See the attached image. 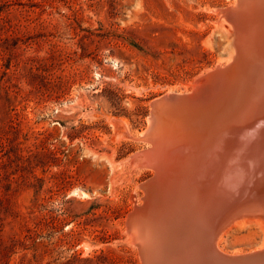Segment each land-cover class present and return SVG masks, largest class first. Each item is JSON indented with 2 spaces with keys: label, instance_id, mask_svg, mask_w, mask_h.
<instances>
[{
  "label": "rangeland",
  "instance_id": "obj_1",
  "mask_svg": "<svg viewBox=\"0 0 264 264\" xmlns=\"http://www.w3.org/2000/svg\"><path fill=\"white\" fill-rule=\"evenodd\" d=\"M235 3L0 0V264H144L128 220L154 177L137 160L151 104L228 57ZM263 234L221 245L250 254Z\"/></svg>",
  "mask_w": 264,
  "mask_h": 264
},
{
  "label": "bare ground",
  "instance_id": "obj_2",
  "mask_svg": "<svg viewBox=\"0 0 264 264\" xmlns=\"http://www.w3.org/2000/svg\"><path fill=\"white\" fill-rule=\"evenodd\" d=\"M246 2L247 7L252 9L246 8L236 22L235 19L229 21V18L239 0L226 13L222 11L228 23V57H221L217 68L222 67L223 62L226 63L223 68L234 64L238 54H243L240 51L243 49L248 58L245 67L249 70H243L244 74L241 72L236 79L228 77L226 87L223 85L216 94L215 90L210 92L213 101L202 105L199 110H193L194 129L196 131L197 125L200 136L194 137L189 133L183 136L181 118L172 124L161 123L158 118L154 133L151 132L154 120L150 118L148 129L141 134L150 142V147L137 156L140 165L149 168L154 176L158 170L165 168L168 173L175 172L173 177L171 175V182L163 185L157 182L150 188L148 192L153 197L147 196L144 205L136 208L129 217L137 223V214L143 207L146 208L143 212L146 221L141 220L136 224L139 228L128 231L133 244L139 246L144 264H165L163 257L173 254L178 246H182L186 253L181 259L174 255L171 259L173 262L185 260L189 263L191 253L200 252L202 247L199 245L208 247L214 222L215 225L221 222L216 237H212L215 250L233 258L245 255L230 253L221 245L231 227L255 222L262 226L264 233V0L256 4H252L253 0ZM253 65L255 68L252 69ZM200 79L193 84L192 92L201 87ZM170 134H177L176 138L171 140ZM172 156H177V163L174 161L170 165L167 160ZM190 185L196 187V196L183 197L187 191H192ZM153 215L158 216L157 222V216L153 218ZM177 215L181 216L176 218ZM198 215L206 217L203 223V218ZM174 234L176 244L173 248L174 243L170 246L167 242ZM180 234L184 240L179 239ZM164 238H167L166 241ZM195 241L198 248L191 251L187 245ZM162 246L170 250L164 253ZM263 251L264 240L260 247L246 255Z\"/></svg>",
  "mask_w": 264,
  "mask_h": 264
},
{
  "label": "water",
  "instance_id": "obj_3",
  "mask_svg": "<svg viewBox=\"0 0 264 264\" xmlns=\"http://www.w3.org/2000/svg\"><path fill=\"white\" fill-rule=\"evenodd\" d=\"M258 1L259 0H253L252 4H256V2H258ZM246 8L252 9L251 6L247 7L246 0H239L238 6L235 9H233L234 12L231 14L232 16H231V18H229V21L232 22L235 19V22H236L238 18H241L242 14L244 13ZM224 12L226 13L227 11L225 10ZM263 45H264V43H263ZM242 50L243 49H241L240 51L243 52V54H240V53L238 54V57H239L238 60L239 61L236 60V62L234 64H232L231 66L225 67V68H223V67L215 68L214 70H212L209 73H207L206 75H204L200 79L201 83H202L201 87H199L196 91H193L191 94H184V95H180V94H176V93L167 94V95L153 101L151 104V106H152L151 118L154 120V123L152 125L153 127L151 128V132H153L154 129H157V124L159 123L160 120H161V123L165 122L166 124H169V123L172 124L173 122H175V120L177 118H181L183 120V125L180 124V130L183 128V131H181V134L183 136H187L189 133V134H194V137H196V136L199 137L200 135L197 131V125H196V131L194 129L195 128V123H194L195 122V120H194L195 119V112L193 110L198 109V108L200 109V107L202 105L206 104L207 102H210V100L213 101V96L211 97L210 92L211 91L214 92V90H215V94H216L217 92H219V90L221 89V87L223 85H224V87H226L225 81L228 77H234L236 79V76L239 75L241 72L244 74L243 70H245V71L249 70L248 67H245L246 60L248 58H247L246 54H244V51H242ZM253 68H255V65L252 66V69ZM224 92L220 95L221 97L223 96ZM221 100H223V99H221ZM189 110H191V111L189 112ZM185 112L188 113L186 116L181 115ZM158 118H159V121H158ZM222 134H223V132H222ZM176 135L177 134H174V135L170 134L171 140H174L176 138ZM176 157L177 156H172L169 160H167L168 164L171 165L174 161L177 163ZM168 166L169 165H167V168H168ZM157 170H158V167L156 168V171ZM174 174H175V172H173V171H172V173H168L166 168L163 171L161 169L158 170L157 174L150 181H148L146 184H144L142 186L144 191L146 190L145 191L146 197L147 196L149 198L153 197L152 194H149L148 190L150 188H152L153 186H155V184L157 182H159V184H161V185L168 183V182H171ZM171 175H172V177H171ZM194 188H196L194 185H193V187L191 186L192 191H187V193L183 197H187V196H190L192 194H194V197H195L196 193H194ZM197 206H199V204ZM145 209L146 208L143 207L140 211L141 214L140 213L137 214V223L141 222V220H144L145 216L143 215V212L145 211ZM190 211L192 212V209ZM194 212H196V211H194ZM148 216L151 217V215H149V214H148ZM155 216H157V215H153V218ZM180 216L181 215H177L176 218H179ZM198 216L203 218V221H202V223H203L206 217H204V215H198ZM157 220H158V216L156 218V222H157ZM144 221H146V220H144ZM137 223L133 222L132 218H131L128 222V231L129 232L133 231L134 227L139 228L136 225ZM199 224H200V221H199ZM220 224H221V222H219L218 225H215V222L212 225L210 224L211 229H212V235L209 237V240L207 241V243L209 244V245L207 244L208 245L207 248L205 246L203 247V246L199 245L200 248L201 247L202 248H201V250L199 249L200 250L199 253L198 252L196 253L195 251H193L196 248H198L197 247L198 243H196V241L193 242L192 244L189 243L187 245V247L189 246L191 251H193L191 253L189 263H186L185 260L183 262H181V261L173 262V260L171 259V257L173 255L177 256L178 258L181 259V257L184 256V253H186V252L183 251L182 246L175 247V244H176L175 234L173 236H170V241L167 243L170 246H172V243H174V246H172V247L173 248L175 247V251H173L174 252L173 254L163 257L164 258L163 261L165 262V264H264V251L259 252V253H255L252 255H245V256L234 257V258L230 257V256H225V255L219 253L218 251H216L215 246H214L215 243L213 242L214 241L213 239L216 237V235L218 233ZM166 233H168V231H166ZM178 236H181V237H179V239L184 240V238L182 237L183 236L182 234H180ZM212 237H214V238H212ZM164 239L166 241L167 238H164ZM136 245L138 246V244H136ZM138 248H139V246H138ZM169 250L170 249L167 248V246L161 247V251L164 253L168 252ZM161 264H162V262H161Z\"/></svg>",
  "mask_w": 264,
  "mask_h": 264
},
{
  "label": "trees",
  "instance_id": "obj_4",
  "mask_svg": "<svg viewBox=\"0 0 264 264\" xmlns=\"http://www.w3.org/2000/svg\"><path fill=\"white\" fill-rule=\"evenodd\" d=\"M36 139H38V138H36ZM11 151H12V152L14 151L13 148L11 149ZM35 179H36V181H37V177H35Z\"/></svg>",
  "mask_w": 264,
  "mask_h": 264
}]
</instances>
